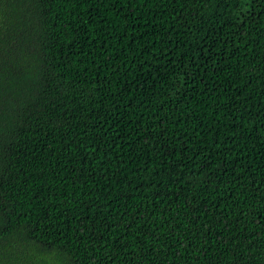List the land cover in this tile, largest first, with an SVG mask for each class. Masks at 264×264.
<instances>
[{
	"label": "trees",
	"instance_id": "1",
	"mask_svg": "<svg viewBox=\"0 0 264 264\" xmlns=\"http://www.w3.org/2000/svg\"><path fill=\"white\" fill-rule=\"evenodd\" d=\"M0 264H264V0H0Z\"/></svg>",
	"mask_w": 264,
	"mask_h": 264
}]
</instances>
